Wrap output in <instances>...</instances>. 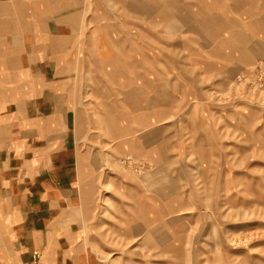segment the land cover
Wrapping results in <instances>:
<instances>
[{
	"label": "crops",
	"instance_id": "obj_1",
	"mask_svg": "<svg viewBox=\"0 0 264 264\" xmlns=\"http://www.w3.org/2000/svg\"><path fill=\"white\" fill-rule=\"evenodd\" d=\"M263 57L264 0H0V264H98L85 242L98 165L81 144L99 141L97 116L102 140L165 171L223 157L216 142L243 130L264 141L258 114L216 121L198 101ZM192 103L202 116L179 118ZM125 220L138 237L164 218Z\"/></svg>",
	"mask_w": 264,
	"mask_h": 264
},
{
	"label": "rangeland",
	"instance_id": "obj_2",
	"mask_svg": "<svg viewBox=\"0 0 264 264\" xmlns=\"http://www.w3.org/2000/svg\"><path fill=\"white\" fill-rule=\"evenodd\" d=\"M263 63L264 57L240 67L225 87L212 88L198 100L213 105L208 117L217 121L227 112L239 111L249 122L256 121L257 114L264 119ZM195 103L180 110L178 117L190 112L191 118H200L203 111ZM251 110L257 113L249 114ZM99 119L95 117L98 124L93 127L99 141L91 143L84 137L81 143L83 150L86 146L92 150V161L98 165L86 175L94 204L85 242L94 261L264 264L263 136L243 130L237 142H216L224 150L223 157L182 158L181 165L187 168L165 171L156 167L154 156L138 152L136 143H124L120 149V141L102 140L110 136ZM142 214H162L164 220L146 223L147 231L138 237H133V231L125 237L132 226L125 219Z\"/></svg>",
	"mask_w": 264,
	"mask_h": 264
},
{
	"label": "built area",
	"instance_id": "obj_3",
	"mask_svg": "<svg viewBox=\"0 0 264 264\" xmlns=\"http://www.w3.org/2000/svg\"><path fill=\"white\" fill-rule=\"evenodd\" d=\"M261 72H262L263 75H264V63H263V65H262V70H261Z\"/></svg>",
	"mask_w": 264,
	"mask_h": 264
}]
</instances>
